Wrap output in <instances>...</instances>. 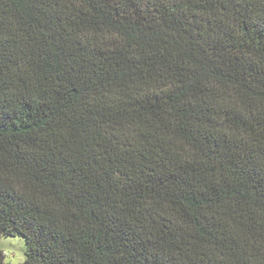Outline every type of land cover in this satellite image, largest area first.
I'll list each match as a JSON object with an SVG mask.
<instances>
[{"label": "trees", "instance_id": "obj_1", "mask_svg": "<svg viewBox=\"0 0 264 264\" xmlns=\"http://www.w3.org/2000/svg\"><path fill=\"white\" fill-rule=\"evenodd\" d=\"M4 237L22 264H264V0H0Z\"/></svg>", "mask_w": 264, "mask_h": 264}, {"label": "rangeland", "instance_id": "obj_2", "mask_svg": "<svg viewBox=\"0 0 264 264\" xmlns=\"http://www.w3.org/2000/svg\"><path fill=\"white\" fill-rule=\"evenodd\" d=\"M0 250L5 256L6 264H22L26 259V242L22 237H4L0 242Z\"/></svg>", "mask_w": 264, "mask_h": 264}]
</instances>
